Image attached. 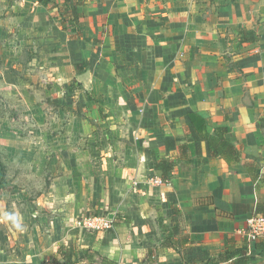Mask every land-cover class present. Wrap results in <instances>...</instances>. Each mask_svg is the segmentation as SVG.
Masks as SVG:
<instances>
[{"label": "crops", "instance_id": "0c3cea01", "mask_svg": "<svg viewBox=\"0 0 264 264\" xmlns=\"http://www.w3.org/2000/svg\"><path fill=\"white\" fill-rule=\"evenodd\" d=\"M6 4L13 18L23 7L19 16L59 21L57 9L37 0ZM80 10L78 30L56 28L74 51L76 77L91 72L90 85L83 84L92 90L84 97L91 107L76 103V141L61 146L71 171L63 170L60 148L49 158L61 169L38 205L67 217L34 226V256L62 261L65 246L92 248L118 264H232L233 257L208 261L246 246L249 264H264V237L244 233L246 220L264 207V0H88ZM96 102L106 115V190L98 208L114 215L113 227L97 234L73 217L87 210L79 200L89 196L85 188L75 195L60 186L96 179L84 169L100 146L81 141L90 117L101 114ZM190 113L203 117L210 133L225 127L241 160L212 156ZM166 159L174 167L164 177L159 163ZM154 176L170 184L155 185ZM165 216L168 225L159 224Z\"/></svg>", "mask_w": 264, "mask_h": 264}, {"label": "rangeland", "instance_id": "374dc122", "mask_svg": "<svg viewBox=\"0 0 264 264\" xmlns=\"http://www.w3.org/2000/svg\"><path fill=\"white\" fill-rule=\"evenodd\" d=\"M6 3L7 0H0V264H53L51 255L44 262L34 256L37 250L34 226L53 225L55 216L56 221L65 223L67 215L62 210L53 214L49 206L38 205V198L49 191L52 174L61 169L51 167L49 159L54 157L56 148L64 156L63 170L69 173L72 169L71 157L61 146L76 141L72 111L78 109L76 103L90 109L84 97H89L92 90H85L77 80V71L71 69L74 51L56 28L59 21L19 16L23 7L13 18ZM94 110L101 114L90 117L93 123L82 134L81 141L100 146L94 152L95 164L84 169L96 172V179L85 176L84 183L68 179L60 184L64 191L77 195L85 188L89 195L79 199L87 201V210L74 213L77 222L88 215L109 217L106 206L104 210L98 208L106 190V169L101 163L105 156L102 144L106 142L105 106L96 102ZM166 218L159 224L168 225ZM23 230L31 235L33 239L27 236L31 241L23 236ZM91 258L101 260L97 255ZM157 261L144 264H158Z\"/></svg>", "mask_w": 264, "mask_h": 264}, {"label": "trees", "instance_id": "16d2710c", "mask_svg": "<svg viewBox=\"0 0 264 264\" xmlns=\"http://www.w3.org/2000/svg\"><path fill=\"white\" fill-rule=\"evenodd\" d=\"M43 5H51L52 8L57 9L59 14V23L62 26L63 30H75L79 28L80 18L82 16L81 6L86 4L88 0H37ZM190 118L192 121H199L196 123L197 129L202 138H204L209 145V150L212 156L214 157H223L228 163L238 162L241 160V152L238 149L235 142L231 141L225 136L226 128L219 127L215 133H210L208 131L206 122L203 117L196 113H190ZM160 167L163 171L164 177H167L169 172L173 169V162L166 159L162 160ZM256 171V170H255ZM253 173L254 180H257L259 170ZM264 208V207H263ZM257 206V213L264 216V209ZM59 252L63 258V261L53 259V264H76L83 261H88L93 264H118L113 259H110L107 256L102 255L99 251H96L92 248H77L76 250L60 246ZM97 255L101 258L100 261H94L91 257ZM235 258L232 264H249L251 257L248 255L247 247H235V248H226L222 253L217 257L209 259L208 262L216 261H228Z\"/></svg>", "mask_w": 264, "mask_h": 264}, {"label": "built area", "instance_id": "2783aa9c", "mask_svg": "<svg viewBox=\"0 0 264 264\" xmlns=\"http://www.w3.org/2000/svg\"><path fill=\"white\" fill-rule=\"evenodd\" d=\"M151 180L155 185L159 186L170 184L168 179H164L160 176H154ZM77 223L79 226H83L89 231L103 232L113 227V220L108 216L88 215ZM244 233L253 240L264 237V216L262 214L250 216L246 220Z\"/></svg>", "mask_w": 264, "mask_h": 264}, {"label": "water", "instance_id": "95a60500", "mask_svg": "<svg viewBox=\"0 0 264 264\" xmlns=\"http://www.w3.org/2000/svg\"><path fill=\"white\" fill-rule=\"evenodd\" d=\"M78 81L82 82L85 86L90 85V79H91V72L90 70H86L85 72L78 75ZM114 215L110 214L109 217L112 218Z\"/></svg>", "mask_w": 264, "mask_h": 264}]
</instances>
